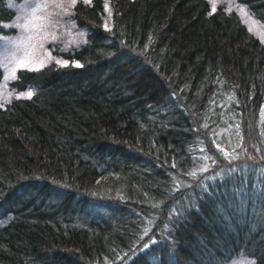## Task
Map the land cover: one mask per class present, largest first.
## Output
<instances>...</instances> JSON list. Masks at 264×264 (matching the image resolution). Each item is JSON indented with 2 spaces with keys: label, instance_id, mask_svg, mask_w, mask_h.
Returning a JSON list of instances; mask_svg holds the SVG:
<instances>
[{
  "label": "trees",
  "instance_id": "trees-1",
  "mask_svg": "<svg viewBox=\"0 0 264 264\" xmlns=\"http://www.w3.org/2000/svg\"><path fill=\"white\" fill-rule=\"evenodd\" d=\"M103 1L67 10L88 36L55 43L62 64L9 82L33 94L0 105V264H264V152L237 166L244 182L180 189L195 154L264 146V44L206 0H106L109 28ZM236 1L264 23V0ZM163 204L162 240L134 255Z\"/></svg>",
  "mask_w": 264,
  "mask_h": 264
},
{
  "label": "rangeland",
  "instance_id": "rangeland-1",
  "mask_svg": "<svg viewBox=\"0 0 264 264\" xmlns=\"http://www.w3.org/2000/svg\"><path fill=\"white\" fill-rule=\"evenodd\" d=\"M206 1L208 2L209 9L222 6L229 11L231 9L235 10L248 30L264 44V23L254 17L245 5L238 3L236 0ZM74 2L75 0H16L14 3L8 2L9 6H13L15 12L13 18L3 24L6 28V33L0 34V105L12 97L26 96L30 92V88L21 90L22 92H14L8 86V81L15 76L16 70L19 67L41 68L49 64L60 65L64 62L63 60L58 57L52 59V51L56 48L55 45L57 43L61 47L66 46L70 50L73 45L87 42L88 32L83 31V27H75L74 22L65 18L67 10H69V7ZM103 3L104 15L101 27L109 28L111 26V20L109 21L107 15L110 11L109 4L106 0ZM213 110L216 112L215 109ZM213 115L216 116L215 113ZM213 115L212 121L215 119ZM193 133H196V130ZM198 133L203 134L204 129ZM187 139L190 138L186 137ZM192 140H195V138ZM204 140L208 141V138ZM203 142L205 143V141ZM247 142L249 144L250 139H247ZM256 149H259L262 153L264 152V146L259 147L255 145L253 148L248 146L244 157L248 159L251 155L256 156ZM139 156L143 160L148 161L143 156ZM242 161L246 160L243 159ZM234 170L232 169L233 172H235ZM239 180L240 183L244 182L245 176L240 174ZM181 187H185V189L190 191L198 190L205 186L200 179L193 178L188 181L182 180ZM110 199L114 203H124L120 199ZM112 207L114 208V206ZM240 213L242 215V212ZM164 216V210L156 213L158 221H161ZM225 264H253V261L249 256L237 254Z\"/></svg>",
  "mask_w": 264,
  "mask_h": 264
},
{
  "label": "snow or ice",
  "instance_id": "snow-or-ice-1",
  "mask_svg": "<svg viewBox=\"0 0 264 264\" xmlns=\"http://www.w3.org/2000/svg\"><path fill=\"white\" fill-rule=\"evenodd\" d=\"M58 63H59V61H58ZM32 94H33L32 92H28L26 95L30 98L32 96Z\"/></svg>",
  "mask_w": 264,
  "mask_h": 264
}]
</instances>
